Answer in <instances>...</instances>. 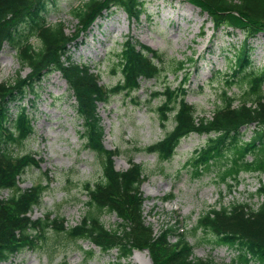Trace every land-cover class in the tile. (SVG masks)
<instances>
[{
	"label": "trees",
	"instance_id": "1",
	"mask_svg": "<svg viewBox=\"0 0 264 264\" xmlns=\"http://www.w3.org/2000/svg\"><path fill=\"white\" fill-rule=\"evenodd\" d=\"M187 1L206 14L214 30L243 33V43L232 50L234 59L226 84L230 86L239 79L247 89L239 98L222 92L209 118L196 116L195 107L185 101L186 90L180 86H166L162 92L152 93L163 96L157 108L160 124L164 126L167 113L173 111L174 125L162 139L142 151L168 160L182 137L207 134L205 144L193 154L192 165L199 171L220 158L218 180L231 187L239 184L241 173H264V67L255 70L247 43L250 36L264 32V0ZM55 6L56 0H0V50L8 44L20 65L29 68L25 77L18 75L11 83L0 82V262L22 249H39L53 232L88 240L102 254L115 251V260L122 263L135 250H147L151 264H264V184L258 190L261 199L256 208L247 202H219L198 216L193 232L210 233L208 243L212 247L225 246L234 253L228 262L218 263L211 257L199 259L193 257V246L184 229L170 224L153 231L146 223L142 209L146 198L140 190L147 177L143 166L129 159L125 170H116L113 157L118 150L103 146L98 103H105L112 94L137 91L142 79L157 78L162 73L161 55L126 39L117 59L121 79L114 86L104 87L88 64L71 59L70 50L105 12L117 8L135 20L145 13V0H86L71 7L70 14L78 21L79 30L69 36L61 22L49 24L46 20V14ZM34 37L40 40L38 48L31 43ZM52 71L60 73L66 82L81 121V136L100 160V177L83 184L88 201L75 225H67L64 217L52 211L31 216L32 210L41 205L47 184L21 188L19 176L39 163L31 154L18 155L10 147L33 133V118L21 100L29 93L34 96L43 76ZM244 129L249 130L248 138L244 137ZM4 190L9 191L6 197L1 196ZM169 197L172 195L165 200ZM104 213L115 214V227L105 225Z\"/></svg>",
	"mask_w": 264,
	"mask_h": 264
},
{
	"label": "rangeland",
	"instance_id": "2",
	"mask_svg": "<svg viewBox=\"0 0 264 264\" xmlns=\"http://www.w3.org/2000/svg\"><path fill=\"white\" fill-rule=\"evenodd\" d=\"M84 1L56 0V6L46 14L47 22H61L68 36L76 33L78 21L70 10ZM145 6V13L137 21L117 8L105 12L95 20H99L100 26L95 29L92 26L78 39L70 57L77 63L88 64L98 73L99 83L111 87L121 79L117 59L126 39L148 46L161 55L162 73L157 78L142 79L137 91L112 94L105 103H98L97 111L104 128L103 146L118 150L113 157L115 169L125 170L129 159L143 166L147 176L140 187L146 198L143 216L153 231L172 224L188 234L193 257L228 262L233 250L225 246L212 247L208 243L210 233H194L196 220L219 202L224 205L247 202L256 208L261 199L257 193L264 184V173H241L239 184L228 187L217 177L222 165L220 158H216L211 167L196 170L192 165L193 154L205 144L207 134L192 133L183 137L171 158L165 161L142 149L160 140L174 125L173 111L167 113L164 126L160 124L157 108L163 96L152 93L162 92L166 86L184 88L185 101L195 107L198 118L212 115L222 92L236 98L242 96L247 85L236 79L229 86L226 80L233 64L232 50L240 47L245 37L238 30H214L206 15L187 0H145ZM31 43L35 48L40 47L36 37ZM247 43L255 70L262 69L264 32L250 36ZM28 72L29 68L18 62L15 50L4 44L0 50V82L11 83L18 75L25 76ZM21 104L27 106L33 118V133L10 147L15 154H31L39 165L26 168L19 176V186L47 184L41 205L32 210L31 216L36 218L52 211L64 217L67 225H75L88 201L83 184L97 180L101 169L99 157L86 147L81 136L82 126L74 100L60 74L52 71L43 76L34 96L27 94ZM248 136L249 130L244 134L245 138ZM8 193L4 190L1 196L6 197ZM170 195L172 197L165 200ZM102 220L107 227H115L118 222L114 213H104ZM47 237L39 249H23L0 264L122 263L115 260V251L99 253L88 240H73L53 232ZM88 251L93 255H87ZM122 264H151L149 252L136 250Z\"/></svg>",
	"mask_w": 264,
	"mask_h": 264
},
{
	"label": "bare ground",
	"instance_id": "3",
	"mask_svg": "<svg viewBox=\"0 0 264 264\" xmlns=\"http://www.w3.org/2000/svg\"><path fill=\"white\" fill-rule=\"evenodd\" d=\"M180 15H181V13L179 14V17H182V15H181V16H180ZM138 19H139V18H138ZM138 19H135V21H137ZM98 21H99V20H97V21L93 24L92 29H95L96 27L100 26V24H98ZM26 75H27V74H26ZM26 75H25V76H26ZM25 76H21V77H25Z\"/></svg>",
	"mask_w": 264,
	"mask_h": 264
}]
</instances>
